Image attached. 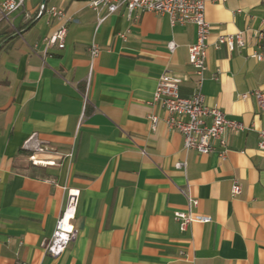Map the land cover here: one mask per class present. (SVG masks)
<instances>
[{"label": "crops", "instance_id": "1", "mask_svg": "<svg viewBox=\"0 0 264 264\" xmlns=\"http://www.w3.org/2000/svg\"><path fill=\"white\" fill-rule=\"evenodd\" d=\"M43 2L27 0L9 20L0 14V264H264V111L251 94L264 90V58L255 57L264 0L206 2L201 91L206 104L251 127L227 134L225 159L220 149H185L167 112L150 104L163 73L182 79L181 96L198 90L189 62L195 24L98 12L88 0H46L66 10L50 18L38 15ZM61 27L65 47L45 51L44 37ZM239 31L244 46L218 45ZM93 41L100 53L92 63ZM152 113L160 118L155 130ZM181 161L186 170L176 167ZM181 188L198 200L191 213L209 222L181 228L175 213L190 211ZM70 191H79L76 237L54 258L45 245Z\"/></svg>", "mask_w": 264, "mask_h": 264}, {"label": "built area", "instance_id": "2", "mask_svg": "<svg viewBox=\"0 0 264 264\" xmlns=\"http://www.w3.org/2000/svg\"><path fill=\"white\" fill-rule=\"evenodd\" d=\"M27 0H5L0 6V14L9 20V16L25 8ZM217 2L219 0H211ZM225 1V0H223ZM207 0H88L89 6L101 12L106 10L108 14L116 13L125 9L129 18L138 20L141 14L152 12L169 17L172 26L195 24L197 26V39L189 46V62L194 67L198 76V90L191 96L184 97L180 94L182 79L172 77L163 73L158 81V85L150 101L154 107L158 106L167 112L165 119L166 125L170 129H175L183 136L184 148L195 150L200 154H209L216 149H220L223 159L227 157V134H239L251 127L243 121L233 119L217 105H208L205 102V96L201 91L204 82V73L207 69L206 58L209 48V36L211 33V24L206 18ZM47 14L50 18L63 19L66 16V10L59 6H43L38 15ZM106 16L99 18V23L103 22ZM66 27H61L49 36H45L43 42L45 51L53 45L59 48L65 47ZM246 31H239L236 34L221 35L218 45H227L229 49L242 47L245 45ZM125 39V34L122 35ZM259 41V33L257 35ZM177 47L175 42L169 43V48L173 51ZM92 63L100 53V46L93 41L89 47ZM46 53V52H45ZM255 57L261 59L259 54ZM89 92V81L82 91L84 104L87 105ZM258 108L264 111V90H254ZM249 94H246L248 96ZM151 128L155 130L159 123V116L152 113L149 116ZM260 149L264 150V130L259 131ZM187 161L176 163L179 169H187ZM181 191L188 195L187 188H181ZM234 196L241 194L242 186L238 180H234L232 186ZM68 204L57 221V225L52 237L45 245L46 254L58 258L68 248L70 243L76 237L74 219L76 217L79 191H70ZM189 210L198 204V200L188 195ZM176 219L180 220L181 228L185 229L188 224L194 221L209 222L210 217L194 215L191 210L188 213L176 212Z\"/></svg>", "mask_w": 264, "mask_h": 264}, {"label": "bare ground", "instance_id": "3", "mask_svg": "<svg viewBox=\"0 0 264 264\" xmlns=\"http://www.w3.org/2000/svg\"><path fill=\"white\" fill-rule=\"evenodd\" d=\"M263 39H264V33L261 32V33H259V41H258L259 47L261 46V43H262ZM258 54L260 55L261 59L264 58V55L262 53H258Z\"/></svg>", "mask_w": 264, "mask_h": 264}, {"label": "trees", "instance_id": "4", "mask_svg": "<svg viewBox=\"0 0 264 264\" xmlns=\"http://www.w3.org/2000/svg\"><path fill=\"white\" fill-rule=\"evenodd\" d=\"M260 48H261V52L264 54V39H263V41L261 43Z\"/></svg>", "mask_w": 264, "mask_h": 264}, {"label": "water", "instance_id": "5", "mask_svg": "<svg viewBox=\"0 0 264 264\" xmlns=\"http://www.w3.org/2000/svg\"><path fill=\"white\" fill-rule=\"evenodd\" d=\"M43 6H46V0H44V2H43Z\"/></svg>", "mask_w": 264, "mask_h": 264}]
</instances>
